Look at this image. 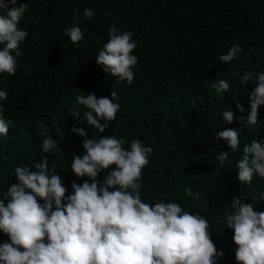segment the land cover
I'll return each instance as SVG.
<instances>
[{
	"label": "trees",
	"instance_id": "1",
	"mask_svg": "<svg viewBox=\"0 0 264 264\" xmlns=\"http://www.w3.org/2000/svg\"><path fill=\"white\" fill-rule=\"evenodd\" d=\"M21 3L28 5L19 24L28 33L20 44L23 55L14 75L0 74V90L8 94L0 101L3 117L12 122L8 134H0V153L6 157L0 158V193L16 183L17 167L35 170L34 163L44 157L49 168L55 165L66 196L73 182L87 180L71 172L73 156L83 155L82 138L71 129L83 127L91 139L98 131L84 120L88 109L77 97L110 98L115 91L120 110L99 135L125 138L126 149L136 139L152 148L142 170L141 199L178 203L205 217L217 251L223 252L216 264H236L233 231L225 226L231 203L238 197L251 203L252 195L264 192V179L254 175L250 184H241L236 168L245 144L264 141V105L256 126L235 118L246 120L248 94L255 87L243 83V75L264 72V0H17V6ZM84 9L94 16L84 18ZM113 24L134 32L132 54L138 63L130 85L95 63ZM69 26L84 33L77 45L64 35ZM235 44L241 54L222 63L219 56ZM219 80L228 81L226 92L213 87ZM228 109L235 114L231 124L222 116ZM225 128L240 133L235 152L217 138ZM49 137L57 148L45 153L41 146ZM221 152H228L223 167L217 160ZM106 174L97 177L101 184ZM189 186L199 191L198 199L186 194ZM255 207L264 212V201ZM6 241L0 233V243Z\"/></svg>",
	"mask_w": 264,
	"mask_h": 264
},
{
	"label": "clouds",
	"instance_id": "2",
	"mask_svg": "<svg viewBox=\"0 0 264 264\" xmlns=\"http://www.w3.org/2000/svg\"><path fill=\"white\" fill-rule=\"evenodd\" d=\"M27 11V3L17 6V0H0V74L12 76L16 72L17 57L23 55L20 44L28 35L19 24ZM83 16L91 18L94 12L84 9ZM64 35L74 45L85 38L78 26L65 28ZM108 36L95 63L130 85L138 63L132 54L136 48L134 32L120 31L113 24ZM242 51L235 44L219 60L228 64ZM250 81L255 87L248 94L246 120L228 109L222 112L227 124L235 117L250 127L257 125L258 108L264 105V72L245 73L242 82ZM213 87L226 92L229 83L219 80ZM7 98V91L0 90V101ZM119 99L115 91L110 98L95 94L77 97V103L88 109L84 120L98 136L89 138L83 127L71 129L82 138L83 148V155L73 156L71 172L88 179L82 184L73 182L70 195L66 196L55 165L49 168L46 157L34 163L35 170L24 166L15 169L16 183L0 193V233L8 237L0 243V264H216L223 256L211 239L205 217L184 211L178 203L149 204L141 199L142 170L149 164L152 148L136 139L126 149L125 138L99 135L116 119ZM236 109L241 114L245 111L240 103ZM3 113L0 104V134L7 135L12 122L5 120ZM217 138L233 152L240 145V133L233 128L218 132ZM41 147L45 153L57 148L50 137ZM0 158L6 157L0 153ZM227 159L228 152L217 156L221 167ZM236 168L241 184H250L254 175L264 179V141L253 139L245 144ZM105 170L101 184L97 177ZM185 192L199 198V191L193 192L191 186ZM251 201L234 198L231 214L226 216L225 226L233 231L236 264H264V212L255 207L264 201V192L252 195Z\"/></svg>",
	"mask_w": 264,
	"mask_h": 264
}]
</instances>
